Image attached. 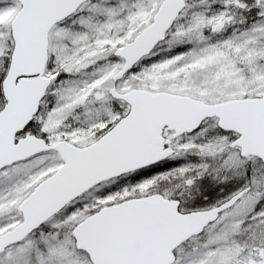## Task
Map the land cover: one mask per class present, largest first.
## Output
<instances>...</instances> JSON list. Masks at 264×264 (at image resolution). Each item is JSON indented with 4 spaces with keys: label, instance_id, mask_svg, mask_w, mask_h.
<instances>
[{
    "label": "snow or ice",
    "instance_id": "1",
    "mask_svg": "<svg viewBox=\"0 0 264 264\" xmlns=\"http://www.w3.org/2000/svg\"><path fill=\"white\" fill-rule=\"evenodd\" d=\"M0 264H264V0H0Z\"/></svg>",
    "mask_w": 264,
    "mask_h": 264
}]
</instances>
